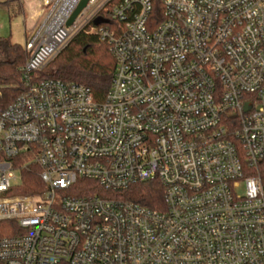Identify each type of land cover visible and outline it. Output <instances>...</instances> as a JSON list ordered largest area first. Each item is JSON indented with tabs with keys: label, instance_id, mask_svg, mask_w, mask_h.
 Instances as JSON below:
<instances>
[{
	"label": "built area",
	"instance_id": "built-area-1",
	"mask_svg": "<svg viewBox=\"0 0 264 264\" xmlns=\"http://www.w3.org/2000/svg\"><path fill=\"white\" fill-rule=\"evenodd\" d=\"M111 1L68 27L81 0H18L32 25L24 90L0 107V263L264 264V0H123L87 31L116 64L103 101L35 79ZM27 153L47 190L8 196ZM79 180L97 192L69 193ZM152 181L163 209L120 197Z\"/></svg>",
	"mask_w": 264,
	"mask_h": 264
},
{
	"label": "trees",
	"instance_id": "trees-1",
	"mask_svg": "<svg viewBox=\"0 0 264 264\" xmlns=\"http://www.w3.org/2000/svg\"><path fill=\"white\" fill-rule=\"evenodd\" d=\"M3 4L12 8L15 14H21L18 0H1ZM123 0H112L103 10V26L112 28L115 23L110 20L114 5ZM156 10L161 11L162 0H151ZM96 22L91 23L86 30L76 34L70 44L51 62L52 69L48 72L46 66L42 71L33 75L36 79L53 78L64 82H74L88 86L97 101H103L110 89L111 80L115 71V60L110 46L96 34L87 31ZM101 25V24H100ZM29 54L10 38L0 37V107L7 108L23 92L24 81L20 69L24 66ZM33 159L31 154H22L13 159L15 168L21 171L22 183L14 187L8 196H35L44 193L47 188L39 174L41 169L36 164L25 165ZM259 174L264 181V161L259 167ZM95 182L79 180L77 189L69 193L87 196L97 192ZM119 196V195H118ZM124 200L139 203L151 209L164 208V189L159 181H152L133 186L130 190L121 193ZM1 226H15L13 223H3ZM15 228V227H14ZM12 232H2L0 235H11ZM2 264V263H0Z\"/></svg>",
	"mask_w": 264,
	"mask_h": 264
},
{
	"label": "rangeland",
	"instance_id": "rangeland-1",
	"mask_svg": "<svg viewBox=\"0 0 264 264\" xmlns=\"http://www.w3.org/2000/svg\"><path fill=\"white\" fill-rule=\"evenodd\" d=\"M18 8H20L21 14H15L11 7L3 4L0 0V37L10 38L13 43L21 45L25 49L26 30L31 28L32 24L27 22V16L29 17V15L24 10V6L19 4ZM51 62L47 65L48 72L53 68ZM237 193L241 195L245 193L244 185L237 190Z\"/></svg>",
	"mask_w": 264,
	"mask_h": 264
},
{
	"label": "water",
	"instance_id": "water-1",
	"mask_svg": "<svg viewBox=\"0 0 264 264\" xmlns=\"http://www.w3.org/2000/svg\"><path fill=\"white\" fill-rule=\"evenodd\" d=\"M90 0H81L80 4L78 5L77 9L75 10L72 17L69 19L67 26L71 27L74 24V21L77 19V17L83 12V10L87 7ZM105 21L102 19H98L96 21V25H100L104 23Z\"/></svg>",
	"mask_w": 264,
	"mask_h": 264
}]
</instances>
